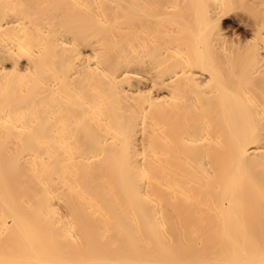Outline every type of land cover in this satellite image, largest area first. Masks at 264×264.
<instances>
[{
  "label": "bare ground",
  "instance_id": "6f19581e",
  "mask_svg": "<svg viewBox=\"0 0 264 264\" xmlns=\"http://www.w3.org/2000/svg\"><path fill=\"white\" fill-rule=\"evenodd\" d=\"M0 264H264V0H0Z\"/></svg>",
  "mask_w": 264,
  "mask_h": 264
},
{
  "label": "rangeland",
  "instance_id": "374dc122",
  "mask_svg": "<svg viewBox=\"0 0 264 264\" xmlns=\"http://www.w3.org/2000/svg\"><path fill=\"white\" fill-rule=\"evenodd\" d=\"M231 21H233V20H229L227 23H226V29H225V31L227 32V33H229L228 35H231V33L233 34V33H235V31L236 32H238V33H241V32H243L244 31V27H239V26H237V24L236 23H234V22H231ZM238 28H237V27ZM224 27V28H225ZM235 27V28H234ZM234 28V29H233ZM241 29V30H240ZM240 31V32H239ZM231 36H233V35H231ZM233 37H235V36H233Z\"/></svg>",
  "mask_w": 264,
  "mask_h": 264
}]
</instances>
